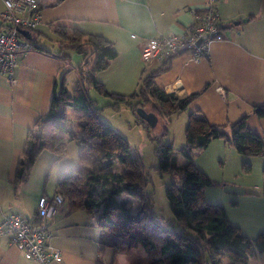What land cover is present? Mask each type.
<instances>
[{"label": "crops", "instance_id": "1", "mask_svg": "<svg viewBox=\"0 0 264 264\" xmlns=\"http://www.w3.org/2000/svg\"><path fill=\"white\" fill-rule=\"evenodd\" d=\"M39 1L40 23L33 30H25L27 35L22 34L33 48L17 54L11 80L0 74V221L4 215L15 213L37 222L38 200L42 195L49 196L39 188L27 190L30 174L23 182L14 181L30 131L49 111L54 94L63 85L67 88L69 73H76V82L80 78L78 67L84 55L69 51V58L62 57L58 54L60 42L81 32L111 43L118 55L94 74L95 79L110 92L129 95L138 89L144 76L168 60L158 58L147 65L140 54L146 40L159 34L182 32L204 5V0ZM4 10L0 0V27L5 24ZM218 13L221 25L228 27H221L224 38L211 43L208 58L194 60L188 53H178L171 57L168 69L154 78V83L177 96L197 94L180 118L186 125V143L194 139L201 126L228 125L246 116L254 134L248 143L253 150L263 149L264 0H219ZM235 21L239 24L235 25ZM160 118L157 116V123L162 122ZM192 156L190 167L207 177L213 172L221 173L216 182L224 183L198 191L197 198L201 194L207 205L220 204L243 237L255 239L263 233L264 153L242 156L224 140L213 139L205 148L195 149ZM245 165L250 168L247 173ZM57 190L56 185L54 193ZM215 195L220 198L215 199ZM80 199L86 201L85 207L72 208L64 198V204H68L48 221L52 232L49 243L61 251L60 259L49 264L103 262L104 229L97 224L90 196ZM246 251L264 257L251 246ZM116 259L121 260L117 256ZM0 264L39 263L25 258L9 236H2Z\"/></svg>", "mask_w": 264, "mask_h": 264}, {"label": "trees", "instance_id": "2", "mask_svg": "<svg viewBox=\"0 0 264 264\" xmlns=\"http://www.w3.org/2000/svg\"><path fill=\"white\" fill-rule=\"evenodd\" d=\"M28 41L32 45V42ZM69 51L84 55L78 67L80 78L71 93L64 85L61 86L59 92L53 96L49 111L41 116L35 128L30 131L25 154L19 162L14 182L20 183L27 178L37 153L48 143L43 139L42 124L59 120L65 106L79 108L91 120L86 118L87 120L79 122L84 133L83 138L80 139L82 145L79 152V164L62 172L57 182V191L69 200L72 208L85 207L86 201L80 199V196H91L98 226L117 232L122 231L127 237L123 233L121 237L136 240L145 253L152 257L150 264H196L198 255L202 257L204 264H218V256L224 250L236 254L241 264H248L249 254L246 251L248 246L264 254V232L255 239L243 237L238 228L230 222L223 208L209 206L204 200L199 205L198 191L210 186H221L224 183L213 181L194 166L190 167L193 151L205 148L213 139L224 140L229 147L234 148L242 156L263 154L264 148L253 150L248 143L254 134L247 125V117L244 116L228 125L201 126L194 139L179 150L183 157L182 161L172 148L168 149L165 144H159L158 171L179 175L178 182L175 183L178 197L175 196L170 201L173 216L168 221H164L150 214L148 212L151 205L150 196V204L145 201L142 207L132 212L131 201L128 198L119 199L118 196L128 193L144 201L143 184L125 182L122 174L111 171L114 158L122 163L131 162L132 158L127 152L126 140L95 117L98 109L95 107V101L90 98V91L111 98L114 101V107L119 108L122 104L130 108L140 123L144 121L137 116V107L161 116L162 125L160 126H163L161 138L167 132L165 127L167 120H170L173 114L185 111L197 94L177 96L174 93H166L155 85L154 78L168 69L171 57L165 65L144 76L136 91L123 95L106 90L94 75L105 68L110 60L117 57V51L111 43L98 36L80 32L75 38L60 42L58 54L69 58ZM190 128L189 125L188 129ZM94 138L102 139L101 144L105 145V148L94 147L95 143L92 142ZM53 140L50 144L51 149L57 158H60L65 147L63 138ZM90 148L100 151L103 158L96 169L90 166L93 161ZM244 171L249 172V166L245 165ZM143 213H145L146 223L141 224ZM128 250L127 246L125 253L128 254ZM152 254H155L154 257Z\"/></svg>", "mask_w": 264, "mask_h": 264}, {"label": "rangeland", "instance_id": "3", "mask_svg": "<svg viewBox=\"0 0 264 264\" xmlns=\"http://www.w3.org/2000/svg\"><path fill=\"white\" fill-rule=\"evenodd\" d=\"M49 48L52 49L51 46ZM62 74L63 72L59 75V81H61ZM76 79V73H69L67 76L66 84L69 93L75 88ZM89 94L90 98L95 101V107L98 109L95 117L105 123L113 132L123 137L128 144L127 152L132 158L131 162L122 163L117 158H114V165L111 171L122 174L125 182H138L143 184L144 201L136 195L126 193L119 195V199L125 197L130 198L132 212H136L143 206L145 201L149 203L150 196L151 205H149L148 212L158 219L168 221L173 216L170 201L175 196L178 197L175 183L178 182L179 175H171L169 172L160 173L158 171L159 156L157 149L159 144H165L168 149L172 148L174 150L181 161L183 160L179 150L186 143V125L183 124L184 120L180 118L184 117L186 112L180 113V116L179 114L178 116L177 114L173 115L170 118L171 121L167 120V124H165L167 132L161 138L160 135L163 132V126L160 125L162 123H157V126L150 127L147 123L138 122L130 108L122 104H120L119 108L114 107V101L111 98L95 93L94 91H90ZM84 113L79 108L65 106L59 120L42 124L41 131L43 133V139L47 140L48 143L37 153L35 161L30 168L28 187H26L28 191L39 188L51 196L54 193L61 173L68 170L71 166L79 164V152L82 145L80 139L84 136L79 122L87 119L90 120ZM59 137L63 138L65 147L62 156L57 158L50 144L54 141L53 139L57 140ZM92 142L95 143L93 144L95 145L94 147L98 149L105 148V145L102 146L101 144L103 142L102 139L94 138ZM96 148H90L92 149L90 155L93 159L90 166L94 169H96L97 164H100L103 159L100 151L96 150ZM81 176L85 178V176ZM209 177L214 181H218L221 179V173L213 172ZM221 186H213V188ZM214 197L215 199L220 198L216 195ZM198 199L199 202L203 203L201 194H198ZM204 201L206 202V200ZM65 204L67 205L68 203L65 202ZM213 206L222 208L220 204ZM141 222V224L146 223L145 213L141 215ZM103 232L105 233L103 236L105 253L103 254V262L99 261L100 264H117V262L121 264V260H124L123 262L126 261V264L137 262L150 264L152 262V257L145 253L143 247L136 240L125 238L127 235H124V232H117L105 228ZM121 233L125 237H121ZM127 246L129 247L128 254L125 253ZM119 254L122 255L119 256ZM154 255L152 254L153 257ZM231 255H233V252L229 250L222 251L218 256V264H241L236 254L233 255L234 258ZM116 256L121 260H117ZM249 256L252 259L248 264H264V257H260L258 253ZM114 259L116 260L115 263L113 262ZM127 259L130 263L127 262ZM196 264H204L202 257L199 255Z\"/></svg>", "mask_w": 264, "mask_h": 264}, {"label": "built area", "instance_id": "4", "mask_svg": "<svg viewBox=\"0 0 264 264\" xmlns=\"http://www.w3.org/2000/svg\"><path fill=\"white\" fill-rule=\"evenodd\" d=\"M218 2L204 0L203 9L195 13V20L182 32L159 34L146 40L140 50L141 59L150 65L158 58L168 59L180 52L188 53L194 60L208 58L211 43L224 38ZM3 4L5 24L0 27V74L11 80L17 54L33 48L21 30H33L38 26L41 8L39 0H3ZM63 205L64 196L60 192L50 197L40 196L38 221H28L15 213L6 214L0 221V237L9 236L25 258L39 264L59 260L61 251L49 243L52 232L48 221L63 209Z\"/></svg>", "mask_w": 264, "mask_h": 264}, {"label": "water", "instance_id": "5", "mask_svg": "<svg viewBox=\"0 0 264 264\" xmlns=\"http://www.w3.org/2000/svg\"><path fill=\"white\" fill-rule=\"evenodd\" d=\"M242 21H246V19H244ZM234 24L235 25H238L239 24V21H235ZM221 27L222 28H226V27H228V25L222 24ZM21 33L24 36L28 34V32L25 31V30H21ZM136 113H137V116L140 119H142L143 121H145L150 127H154L156 125V123H157V116L153 112L147 111V110H145L142 107H137Z\"/></svg>", "mask_w": 264, "mask_h": 264}]
</instances>
